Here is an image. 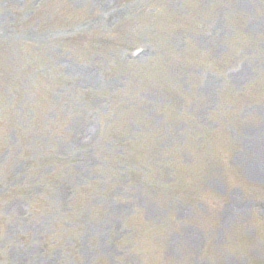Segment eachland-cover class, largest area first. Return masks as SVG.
I'll use <instances>...</instances> for the list:
<instances>
[{"label":"rangeland","instance_id":"374dc122","mask_svg":"<svg viewBox=\"0 0 264 264\" xmlns=\"http://www.w3.org/2000/svg\"><path fill=\"white\" fill-rule=\"evenodd\" d=\"M0 264H264V0H0Z\"/></svg>","mask_w":264,"mask_h":264},{"label":"bare ground","instance_id":"6f19581e","mask_svg":"<svg viewBox=\"0 0 264 264\" xmlns=\"http://www.w3.org/2000/svg\"><path fill=\"white\" fill-rule=\"evenodd\" d=\"M89 130V129H88ZM87 131V130H86ZM80 143H82V142H80Z\"/></svg>","mask_w":264,"mask_h":264}]
</instances>
